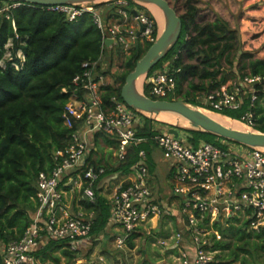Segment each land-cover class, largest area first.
I'll list each match as a JSON object with an SVG mask.
<instances>
[{
    "label": "built area",
    "instance_id": "built-area-1",
    "mask_svg": "<svg viewBox=\"0 0 264 264\" xmlns=\"http://www.w3.org/2000/svg\"><path fill=\"white\" fill-rule=\"evenodd\" d=\"M106 3L113 6L106 12L74 3L55 4L47 9L64 14L69 21L91 12L102 32L104 51L128 55L138 42L155 41L153 21L143 11L134 9L136 13H130L128 0ZM19 4L0 2V18L8 17L11 9ZM140 25L142 31L138 33ZM12 26L19 45L16 46L14 38L5 43L0 59V67L4 69L19 68L24 61L22 46L25 43L20 40L14 21ZM103 54L98 62L83 63L81 73L72 80L73 90L62 115L64 125L72 129L68 143L52 153L51 170L39 172L36 209L31 222L18 241L0 245L2 264H41L36 253L49 241L78 250L92 237L95 213L79 205L78 209H73L67 196L80 194L91 203L96 200V186L106 174V168L88 161L90 138L94 134L113 139L112 149L119 163L127 162L130 150L140 143L152 142L172 167L174 200L167 205L155 198L149 186L147 150L137 151V161L130 168L132 176L118 183L107 198L110 221L120 229L116 245L124 246L130 236L149 227L153 218L175 212L184 225L168 239L161 240L160 245L177 250V264H216L215 255L219 250L212 249L210 235L215 234L216 239H221V235L200 224L205 218L209 225L236 218L239 222L245 221L250 230L264 227V150L224 138L219 139V143L201 140L194 145L185 134L178 131L175 136L165 127L151 126L150 134H140L142 117H148L145 112L116 97L111 99L110 106H103V87L114 84L104 73L110 67L102 66ZM179 71L180 68L173 70L166 65L150 76L147 74L150 96L168 99L174 95L175 74ZM257 85L264 89V76L247 74L243 79L227 81L202 97L207 102L205 105L215 110L238 109L244 102L242 91L245 89H249L251 105L255 102ZM242 120L255 130L250 110Z\"/></svg>",
    "mask_w": 264,
    "mask_h": 264
},
{
    "label": "trees",
    "instance_id": "trees-1",
    "mask_svg": "<svg viewBox=\"0 0 264 264\" xmlns=\"http://www.w3.org/2000/svg\"><path fill=\"white\" fill-rule=\"evenodd\" d=\"M100 5L103 4H95L94 7ZM128 5L130 13L137 9L149 16L156 39L158 26L151 12L133 0H128ZM197 12L192 0L186 1L183 13L177 12L182 22L180 37L154 68H161L164 61H168L173 70L180 68L175 74V93L168 100L179 98L239 121H243L242 117L250 110L254 129L264 132L262 86L255 87L257 99L252 105L249 89L242 91L244 102L238 109L215 110L197 98L198 94L207 95L219 89L228 81L229 74L234 79H243L247 74L264 76V59L254 58L251 52L242 50L236 28H231L220 17L196 23ZM12 21L25 44L22 46L24 61L19 68L0 67V245L18 241L28 228L36 209L37 176L40 171L51 170L52 153L67 145L72 132L64 125L62 117L73 90L72 80L81 73L83 63L98 62L104 53L102 32L91 12H84L69 21L64 14L50 11L47 7L20 3L11 9L8 17L0 18V59L7 40L15 39ZM15 42L18 46L19 39ZM152 43L138 42L128 55H124L120 65L123 70L112 75L114 84L103 87L104 107L111 105L113 97L122 100L121 88L127 74ZM226 64L229 68H224ZM104 73L109 75L111 71L107 69ZM184 81L189 87L185 92L182 87ZM143 93L152 98L148 83L143 85ZM142 118L143 126L139 133L148 135L153 120L146 116ZM189 133L192 137L188 141L194 145L201 140L219 143L222 139L201 130L192 129ZM150 144L152 142L140 143L131 149L127 162L119 164L117 169L128 173L141 148L147 150L149 159ZM148 166L151 171L152 165ZM95 197L94 203L81 198L80 194L74 200L85 211L95 213L92 237L103 232L109 220L107 199L97 191ZM207 221L205 218L200 225L218 231L223 237L220 240L215 238V234L210 235L212 249L219 250L215 255L216 264H264V227L258 231L250 230L245 221L239 222L236 218H229L226 224L217 221L209 225ZM134 236L127 240L130 248L134 246ZM36 255L41 264H76L79 256L78 250H71L56 241H49Z\"/></svg>",
    "mask_w": 264,
    "mask_h": 264
},
{
    "label": "crops",
    "instance_id": "crops-1",
    "mask_svg": "<svg viewBox=\"0 0 264 264\" xmlns=\"http://www.w3.org/2000/svg\"><path fill=\"white\" fill-rule=\"evenodd\" d=\"M216 1L217 3H219V0H214V2ZM225 3H227L226 9L227 11H229L226 20L229 22V25L231 24V19L233 20L234 25H231L233 28H236L238 30L240 41L242 44V50L251 52L254 58L264 59V0H226ZM219 5L221 6L222 3H220ZM219 5H217L218 8H216L218 10L220 8ZM109 6L110 9L113 7L112 4ZM143 85L144 83L142 84V92ZM152 127L163 128L164 126H158L154 124V121H152ZM165 128L170 127L165 126ZM114 145L115 142L113 141V139L101 134H94L90 138L88 161L95 165L104 166L106 170L109 171L106 172V174L100 179L96 186V191L106 199L110 196L109 194L113 191L118 183L127 180L132 176L133 173V171L125 173L121 168L117 169V167L121 163H119L114 157V150L112 149ZM149 155V159L147 155V164L152 165V170L149 171V186L158 201L170 205L174 200L172 194L173 175L171 163L163 158L159 149L153 144H150ZM149 161H151V164ZM155 172L160 175L159 179H161L162 181L161 184H152L151 179L155 178V176H152V174ZM164 175L168 177L166 179V182H169L170 188L166 186L167 183L164 182L165 179H162ZM67 199L69 201L68 203H70V206L73 209H78L76 202H74L75 197L68 195ZM169 220L172 221L174 230L170 229V225H166ZM182 225H184L183 222L178 219L175 212H172L170 215L165 214L161 218H153L152 224L149 227L144 228L141 233L135 235L132 238V241L134 243V246L132 248H135L136 240L138 238H141L143 234L151 235L152 238H147L146 244H150V239H152V245H158L160 248H162V252L160 254L161 256H164L162 258L165 259L167 258L166 256L171 255L174 264H177V250L171 247H163L159 242L161 240L168 239L172 233H174L176 230L181 229ZM162 228H167L168 230L164 231L162 230ZM119 235L120 229L115 226L109 218L105 230L96 237H91L93 239V243H97L99 246L97 250L98 257H96V260L100 261V264H103L105 262L115 264L116 259H114L115 257L113 250H108L105 247L110 239H112V242L116 244L115 239ZM145 239L146 238L144 237V240ZM127 242L128 241H126L125 245L122 247L128 246ZM87 243L88 242L82 244L81 247L87 248ZM115 246L117 248H122L118 247L117 245ZM145 254H147V251L144 252V255ZM167 261L169 262V260Z\"/></svg>",
    "mask_w": 264,
    "mask_h": 264
},
{
    "label": "water",
    "instance_id": "water-1",
    "mask_svg": "<svg viewBox=\"0 0 264 264\" xmlns=\"http://www.w3.org/2000/svg\"><path fill=\"white\" fill-rule=\"evenodd\" d=\"M24 4H31L41 7H47L55 4H72L81 0H1ZM83 1V0H82ZM109 1V0H107ZM135 2H151L162 8L166 13V23L161 34H158L155 41L145 52V54L136 62L134 69L129 72L125 78V83L121 88V98L127 105L151 113L160 111H169L180 114L187 118L191 126L196 130L212 133L224 139H229L247 146L264 148V132L257 130L238 131L228 128L206 114L195 111L187 105L198 106L184 102L182 100L152 99L146 96L142 91L140 97H134L129 90L133 82L140 76L147 75L150 70L166 55L180 37L182 22L176 9L168 0H133ZM106 2V1H105ZM133 13H136L133 11ZM142 31L140 25L138 33ZM170 39L172 40L169 43ZM108 42V40H107ZM170 133L178 136V130L175 127L168 129Z\"/></svg>",
    "mask_w": 264,
    "mask_h": 264
},
{
    "label": "rangeland",
    "instance_id": "rangeland-1",
    "mask_svg": "<svg viewBox=\"0 0 264 264\" xmlns=\"http://www.w3.org/2000/svg\"><path fill=\"white\" fill-rule=\"evenodd\" d=\"M105 1L107 2V0H83V1L81 0L80 2L78 1L77 3H74V4H77V5L78 4L88 5V6H92V7L95 6V4H103V5H100V7L98 6V7H96V8L94 7V8L97 10V12H99V11L100 12H102V11L106 12V11H108L110 9V6ZM109 1H111V0H109ZM168 1L172 4V6L176 9V11L178 13L181 14V13H183L185 11V9H186V1L187 0H168ZM192 1L198 8V12H197L196 17H195L196 23L201 24V23H204L206 21H213V20H215L216 17H220L221 19H223L224 21H226L229 24V22L226 20V18L228 17L227 14L229 12L226 9V7H227V3H225L226 0H219L218 1L219 3H217V1L214 2V0L213 1L212 0H192ZM0 2H4V1L0 0ZM6 2H9V1H6ZM137 3L142 5V6H144L145 8H147L151 12L149 7H147L143 2H137ZM220 3H222L221 6L219 5ZM217 5H219V7H220L219 10L216 9V8H218ZM151 14H152V12H151ZM153 17H154V15H153ZM231 24L234 25L232 19H231ZM231 24H230V27L233 28ZM158 34H159V30H158ZM144 42H145L144 40L141 41L142 44H144ZM123 59H124V54L122 52L117 51V52L113 53V52L107 51V50L104 51L103 60H102V66L104 67V69H106L107 66L110 67L111 74H109L108 77H109V79H110V81L112 83H114V79H113L112 75L113 74H118L119 72H121L123 70V68L120 66ZM168 63H169L168 61H164L162 63L161 69H163L166 65H168ZM155 66L152 69H154ZM224 68H229V66L226 64V65H224ZM154 70H157V69H154ZM151 73H150V75H151ZM233 79H234V76L232 74H229L228 81H231ZM147 81L148 80H147L146 75H143L141 77V82H142L141 83V91H142V84L143 83L144 84L147 83ZM194 82H197V80L194 79ZM182 87H183V92H185L189 88L188 84H187V81L183 82ZM203 95L204 94H198L197 98L200 100V102L205 104L207 102L203 99V97H202ZM175 100H179V98H177ZM199 108H202V107H199ZM203 109L206 110L205 112H211V113L215 112V111H212V110H208L206 108H203ZM145 114L148 117L152 118V120L154 121V124H156L158 126H164V127L165 126H168V127H172L173 126L176 129H178V131L182 135L185 134V136H188V139L190 138V136L192 137V134L189 133V130L194 129V127H192L190 125V123L185 125V124H181L179 122H174V121L173 122H167V121L163 122V120H160L158 118V115H156V117H155L151 113H145ZM239 122H241L248 130H251V128L245 122H243V121H239ZM162 124H164V125H162ZM205 142H207V141H205ZM210 143H214V142H210ZM261 149L264 150V148H261ZM152 176H155V178L151 179L153 185L154 184H157V185L161 184L162 181H161V179H159L160 175L158 173L155 172V173L152 174ZM167 178L168 177L166 175H164V177L162 179H165L164 182L167 183L166 186L168 188H170L169 187V182H166ZM111 193L109 195H111ZM226 223L227 222H224L222 224H226ZM166 225H170V229L174 230L173 223H172L171 220H169V222L166 223ZM162 230L167 231L168 229L167 228H164V229L162 228ZM144 237L146 238L145 240H144ZM149 237L152 238L151 235L143 234V236L141 238H138L136 240L135 248H129L128 246L122 247V248H117L115 246L116 244L114 242H112V239H110L108 244H106L105 248L108 249V250H113L114 257H115L114 259H116L115 264H141V263L146 264L147 262H148V264H168V263L169 264H174L171 255L166 256L167 258H165V259L162 258V257H164V256L160 255L161 252H162L161 251L162 248H160L158 245H152L151 244L152 239H150L151 242H150V244L148 243L149 245L146 244V240ZM221 239H223L222 236H221ZM87 242H88L87 243L88 244L87 248L86 247H84V248L81 247L82 245L78 248V255L79 256H78L77 264H79V263L100 264V261L96 260V257H98V253H97V250H98V247H99L98 244L97 243H93V239L91 237L88 239ZM145 251H147V254L144 255ZM57 253H58V251L55 252V254H57ZM167 260H169V262ZM47 262H50V261L47 260ZM62 264H65V263H62ZM103 264H110V262H105ZM233 264H239V262H235Z\"/></svg>",
    "mask_w": 264,
    "mask_h": 264
},
{
    "label": "bare ground",
    "instance_id": "bare-ground-1",
    "mask_svg": "<svg viewBox=\"0 0 264 264\" xmlns=\"http://www.w3.org/2000/svg\"><path fill=\"white\" fill-rule=\"evenodd\" d=\"M138 2H143L147 7H149V9L151 10L152 14L154 15L155 17V20L157 22V26H158V30H159V34L162 33L163 31V28L165 26V23H166V13L165 11L160 8L159 6H157L156 4L154 3H151V2H145V1H138ZM172 40L170 39L169 43L171 42ZM141 77L140 76L138 79H136L129 92L131 95H133L134 97H140L141 95ZM189 108L195 110V111H199V112H202L204 114H206L207 116H209L210 118L216 120L217 122L221 123L222 125L228 127V128H232V129H235V130H238V131H246L247 128L241 123L239 122L238 120H235V119H232V118H229L227 116H224V115H221V114H217V113H211V112H205L206 110L203 109V108H195L194 106H191V105H187ZM145 113H151V112H148V111H144ZM153 114V116L156 117V115H158V118L160 120H163L164 121H167V122H179L181 124H185L187 125L188 123H190V121L185 118L184 116L180 115V114H177V113H174V112H169V111H160L158 113H151ZM166 122V123H167ZM170 124V123H169ZM175 125V124H174ZM191 125V123H190ZM250 129V128H249Z\"/></svg>",
    "mask_w": 264,
    "mask_h": 264
}]
</instances>
